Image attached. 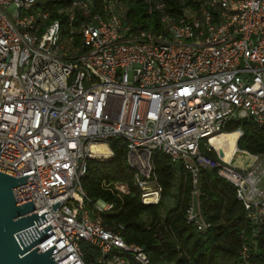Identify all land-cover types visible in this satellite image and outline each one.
<instances>
[{
    "label": "built area",
    "instance_id": "obj_1",
    "mask_svg": "<svg viewBox=\"0 0 264 264\" xmlns=\"http://www.w3.org/2000/svg\"><path fill=\"white\" fill-rule=\"evenodd\" d=\"M45 1L0 0V171L31 174L14 195L45 212L36 229L49 224L52 233L39 250L54 245L58 264H150L144 247L93 216L113 204L91 201L81 186L90 159L111 158L114 138L125 143L144 203L160 197L152 156L161 151L190 176L185 219L198 231L212 226L199 199L202 170L232 183L247 218L261 221L264 153L244 150L252 161L238 167L241 127L229 161L210 139L244 119L264 126V0H193L178 19L162 13L160 33L134 27L120 0H68L58 9L65 24ZM147 1L163 10L162 0ZM80 240L97 248L94 261Z\"/></svg>",
    "mask_w": 264,
    "mask_h": 264
},
{
    "label": "trees",
    "instance_id": "obj_2",
    "mask_svg": "<svg viewBox=\"0 0 264 264\" xmlns=\"http://www.w3.org/2000/svg\"><path fill=\"white\" fill-rule=\"evenodd\" d=\"M162 1L161 11L147 0H120L127 20L134 27L154 33L163 29L162 13L178 19L184 8L195 6L193 0ZM67 4L68 0H46L41 8L49 10L51 19L60 18L65 24V14L58 13V9ZM79 20L77 16L73 24L77 25ZM238 127L243 134L237 147L252 154L264 153V126L258 128L251 120L244 119L232 123L226 131ZM109 147L113 152L111 158L88 161L81 179L82 189L91 201L101 198L113 204L111 211L96 212L93 216L99 217L104 227L119 230L126 243L144 247L150 264H264V218L256 224L251 222L243 203L236 197L234 185L219 177L215 169L202 170L200 175L201 210L212 223L206 232H200L185 219V209L191 198V179L182 166L174 165L166 154L156 151L152 163L160 197L157 203H144L135 183L134 169L127 161L124 141L111 139ZM208 154L215 156L213 152ZM246 157L236 153L235 161ZM175 180L178 191L173 205L162 215L163 200L174 187ZM116 183L125 184L126 192L118 190ZM79 244L85 261H94L99 255L97 248L87 241L80 240ZM243 246L247 249L246 258L241 254Z\"/></svg>",
    "mask_w": 264,
    "mask_h": 264
},
{
    "label": "water",
    "instance_id": "obj_3",
    "mask_svg": "<svg viewBox=\"0 0 264 264\" xmlns=\"http://www.w3.org/2000/svg\"><path fill=\"white\" fill-rule=\"evenodd\" d=\"M30 175L14 177L0 171V264H58L53 259L55 255L52 256L57 250L54 245L45 251H40L37 246L52 233L49 224L36 229L46 221L45 212L37 216L36 211L32 212L31 198L17 200L14 195V188ZM59 203H52V210H56Z\"/></svg>",
    "mask_w": 264,
    "mask_h": 264
},
{
    "label": "bare ground",
    "instance_id": "obj_4",
    "mask_svg": "<svg viewBox=\"0 0 264 264\" xmlns=\"http://www.w3.org/2000/svg\"><path fill=\"white\" fill-rule=\"evenodd\" d=\"M221 136L224 137L223 141H218V140L215 141L216 138H219ZM237 137H238V131L234 130L231 132L221 133L219 135H216L210 139V142L219 150L221 157L224 160L229 161L232 155L236 153L235 141ZM227 140H228L229 146L226 145ZM222 144L224 145V147L221 146ZM93 149L95 151H100L102 153L107 152V147L103 144L94 145Z\"/></svg>",
    "mask_w": 264,
    "mask_h": 264
},
{
    "label": "rangeland",
    "instance_id": "obj_5",
    "mask_svg": "<svg viewBox=\"0 0 264 264\" xmlns=\"http://www.w3.org/2000/svg\"><path fill=\"white\" fill-rule=\"evenodd\" d=\"M216 140H218V141H223V140H224V137L221 136V137H219V138H216L215 141H216ZM228 144H229V143H228V140H227V141H226V145L229 146ZM245 159H246V158H243V160H242L243 163L246 162ZM237 162H238V161H236V162L234 161L233 164L235 165V163L237 164ZM242 162H240L239 164H242ZM177 191H178V184L176 183V184L174 185L172 191H171V192L168 194V196L165 197V199L163 200L162 215L165 213V211H166L167 208H169V207H171V206L173 205L174 197H175V195L177 194Z\"/></svg>",
    "mask_w": 264,
    "mask_h": 264
},
{
    "label": "crops",
    "instance_id": "obj_6",
    "mask_svg": "<svg viewBox=\"0 0 264 264\" xmlns=\"http://www.w3.org/2000/svg\"><path fill=\"white\" fill-rule=\"evenodd\" d=\"M243 151H244V150H239V152L242 153L243 155H247V154L243 153ZM245 160H246V162H244V163H243L242 161H240V162H242V164H239L240 162H237V164L235 163V166H238V167H246V166L249 165V164L251 163V161H252V159H251V157H250L249 155H247V157H246ZM234 161H235V158H234V160H233V163H234ZM235 162H236V161H235ZM176 183H177V180H175L174 185H175ZM156 185H157L156 183H153V184H152V187L155 188ZM172 189H173V188H172ZM172 189L170 190V192L172 191ZM170 192H169V193H170ZM167 196H168V195H167ZM167 196H166V197H167ZM164 199H165V198H164Z\"/></svg>",
    "mask_w": 264,
    "mask_h": 264
}]
</instances>
